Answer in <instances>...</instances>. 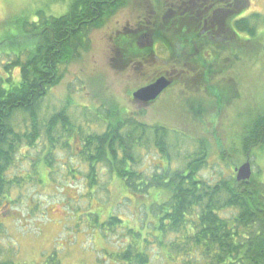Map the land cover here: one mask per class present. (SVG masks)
<instances>
[{"label": "rangeland", "instance_id": "obj_1", "mask_svg": "<svg viewBox=\"0 0 264 264\" xmlns=\"http://www.w3.org/2000/svg\"><path fill=\"white\" fill-rule=\"evenodd\" d=\"M168 1L123 0L88 32L74 59L62 67V80L50 89L37 111L40 139L32 147L24 140L7 172V179L17 184L0 200L1 261L120 264L116 255L120 246L122 250L131 240L128 228L152 241L161 236L156 205L167 200V196H160L161 191L152 189L146 198L139 199L103 166L97 169V185L89 187L88 166L77 154L86 135L105 132L104 121L112 114L122 113L125 118L134 117L148 126L158 125L170 131V161L154 145L144 150L141 170L148 174L168 167L184 171L191 159L206 153L207 163L199 176L215 184L236 178L234 169L247 161L241 147L242 134L250 119L264 113V38L260 40V50L249 54L245 47L248 36L239 35L244 45L240 48L241 59L223 58L217 65L213 79L215 82L218 78L223 88L220 100L201 90L197 75L188 76L186 87L178 78L179 84L147 108L139 107L132 99L137 89L174 69V61L169 47H160L158 57L150 59L145 67L132 66L130 60L140 59L145 53L135 37L122 41L120 35L126 34L124 28L131 30L153 18L161 27L170 28V20H164ZM74 3L75 0H0V77H7V64L20 56L25 60L28 42L34 40L24 37L32 30L28 25L42 27L47 20L64 16ZM247 3L244 16H264V0ZM119 31L122 32L117 35ZM258 32L264 36V26ZM234 53L228 52L230 56ZM190 70L196 72L194 68ZM12 76L19 80V68L12 70ZM61 111L69 123L66 127L59 124L51 132L55 141L52 147L47 126L51 117ZM31 124L24 113L13 117L17 132L29 133ZM49 151L52 166L45 160ZM250 162L253 176L264 180V150L256 149ZM112 216L122 221L114 231L106 226ZM179 238L168 235L164 243ZM168 248L152 245L151 264H171L167 257L174 251ZM182 256L184 253L178 256L177 264H181ZM190 261L205 264L197 263L195 258Z\"/></svg>", "mask_w": 264, "mask_h": 264}, {"label": "trees", "instance_id": "obj_2", "mask_svg": "<svg viewBox=\"0 0 264 264\" xmlns=\"http://www.w3.org/2000/svg\"><path fill=\"white\" fill-rule=\"evenodd\" d=\"M99 1L75 0L64 16L47 20L43 27L28 25L32 30L26 32L24 37L27 40V36H31L34 40L28 42L30 45L26 47L25 60L22 61L20 56L4 67L7 77H0V200L17 184L7 179V172L23 141L32 147L40 139L36 115L42 100L50 89L60 83L62 67L74 59L88 32L109 16L116 6L115 0H105L104 12L98 18ZM116 1L119 4L123 0ZM248 4L247 0H200L196 8L199 17L183 19L179 16L170 20V28L162 27L164 30L160 41L169 47L173 67L183 73V68L197 65L196 72L186 73L201 74L200 82L207 84L209 93L218 100L222 97L223 88L218 78L214 82L213 76L223 58L241 59L240 50L244 45L239 35L248 36L245 47L249 54L261 48L260 40L264 36H260L258 30L264 26V16L251 13L236 17L238 12L243 15L247 12ZM94 6L97 7L96 12L92 8ZM216 9H219V18L213 22L207 10ZM204 21H207V25L199 28ZM216 23L220 27L232 26L234 39L231 44L221 40L215 42L211 37L210 27ZM184 25L192 29L195 27V30L183 31ZM87 26L89 29L85 30ZM205 29L209 30L201 36L200 32ZM237 51L239 57L236 56ZM228 52H235V56H230ZM184 63H188V66L184 67ZM14 68L20 70L19 80L12 76ZM18 112L31 119L27 134L15 130L13 117ZM68 123L64 111L51 117L47 134L52 147L55 141L51 132L57 125L66 127ZM104 123L105 132L86 135L77 154L88 166L89 187L97 185V169L103 166L139 199L146 198L152 189L161 191L160 196H167L166 201L156 205L157 230L161 236L152 241L128 228L126 231L131 240L125 242L122 250L120 246L116 255L120 264H151L149 250L155 244L164 249L170 246L168 250L174 251V255L167 257L171 264H177V258L182 253L185 256L180 258L181 264H192L189 260L193 258L197 263L204 261L205 264H264V180L252 176L249 182H238L236 178H231L211 184L199 176L207 163L206 153L191 159L184 171L168 167L148 174L141 170L144 150L150 144L154 145L163 158L170 161L167 152L170 131L158 125L148 126L134 117L125 118L122 113L112 114ZM241 147L249 161L256 149L264 150V113L250 119L245 126ZM51 155L49 151L45 160L52 166V160H49ZM228 212L231 214L227 217L225 214ZM120 225L122 221L115 216L106 223L112 231ZM168 235H179L180 238L167 244L164 238ZM0 264L13 263L0 260Z\"/></svg>", "mask_w": 264, "mask_h": 264}, {"label": "flooded vegetation", "instance_id": "obj_3", "mask_svg": "<svg viewBox=\"0 0 264 264\" xmlns=\"http://www.w3.org/2000/svg\"><path fill=\"white\" fill-rule=\"evenodd\" d=\"M199 2H200V0H170V1H168V4H167V16H166V18L164 20H167V19L171 20V19L177 18L179 16L181 18H183V19H192V18H195V17H199L200 13L197 12L198 9L196 10V8H198V3ZM105 4H106L105 0H100L99 3H98V6H99V8H98L99 10L98 11H97V7L96 6L92 7L95 12L96 11L98 12V16H97L98 18L102 16V13L104 12L103 9L106 6ZM115 4H116V6H118L120 3L118 4V1L115 0ZM218 10L219 9L207 10L208 12L211 13L210 17H211V19H214L213 22H217L218 21V18H219V16L217 15L218 12H219ZM233 14H234V12L232 11V15ZM239 16L244 17L243 13L238 12L236 14V17H239ZM221 17H222V15H221ZM154 20L155 19L153 18L152 21H150V22L147 21L146 23L141 21L140 23L137 24V26H134V28H132L131 30L128 27L124 28L123 31H125L126 34L120 35L122 31H119L117 33V35L123 36V38L121 39L122 41L126 40L129 36H131L132 38L135 37L136 40H137V45L145 53L144 55H142V57L140 59H139V57H136L135 59H131L130 61L132 62L131 63L132 66L133 65H137V64H141L142 66L145 67V65H147V63L149 62L150 59H155V58L158 57L157 56L158 48H160V47L167 48V46H165L164 43L162 44V42L160 41V39H161L160 35H161L162 30H164V29L158 24L159 22L154 21ZM85 23H89V22L86 21ZM101 23L102 22L96 23V24L98 25V24H101ZM202 25H207V21H204V23L199 25V28H201ZM182 27H183L182 28L183 31L184 30H190V31L195 30V27L193 29H192V27H187L185 25L182 26ZM199 28H198V31H199ZM87 29H89V26H87V28L85 30H87ZM85 30H83V32H85ZM206 30H209V29L202 30L200 32V35L201 36L204 35ZM210 30L212 31L211 37L213 36L215 42H219V40H221L223 43L228 44V45L233 42L234 32H233L232 26L220 27L216 23L212 27H210ZM84 41H86V38L84 39ZM187 64L188 63H184V67ZM191 68H194V71H197L198 66L197 65H195V67L191 66L188 69H187V67L183 68L182 72L184 74L183 73H178L177 74L176 73L177 70L174 68V69L168 71L166 74L155 78L152 82L140 87L139 89L147 87V86L153 84L159 78L166 77L168 80L171 81V86L167 90H165L157 98V100H158L164 93H166V91H168L169 89H171L174 86H176V84H179L178 78H180V80L183 83L184 87L187 86V80L189 78L188 77L189 75L190 76L191 75L192 76L197 75L200 78L201 74H187L186 73V72L190 73L191 72V70H190ZM173 70H175V71H173ZM201 83H203V82H201ZM200 87H201L202 91H207L209 93V87L207 86V84L203 83V84L200 85ZM139 89H137L136 91H138ZM157 100L146 103V102H142V101H136V100L133 99V101L139 107H145V108L155 104ZM234 174H235V172H234Z\"/></svg>", "mask_w": 264, "mask_h": 264}, {"label": "water", "instance_id": "obj_4", "mask_svg": "<svg viewBox=\"0 0 264 264\" xmlns=\"http://www.w3.org/2000/svg\"><path fill=\"white\" fill-rule=\"evenodd\" d=\"M171 86V81L166 77L159 78L153 84L141 88L134 92L132 97L136 101L142 102H152L157 100V98L169 87ZM236 180L238 182H249L253 176V169L251 162L247 160L241 166L235 168Z\"/></svg>", "mask_w": 264, "mask_h": 264}]
</instances>
